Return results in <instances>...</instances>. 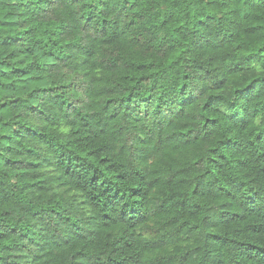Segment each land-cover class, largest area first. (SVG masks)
<instances>
[{"label": "clouds", "instance_id": "1", "mask_svg": "<svg viewBox=\"0 0 264 264\" xmlns=\"http://www.w3.org/2000/svg\"><path fill=\"white\" fill-rule=\"evenodd\" d=\"M0 264H264V0H0Z\"/></svg>", "mask_w": 264, "mask_h": 264}]
</instances>
